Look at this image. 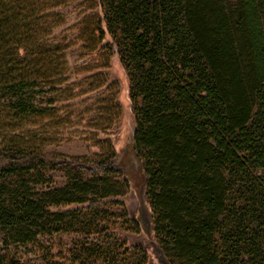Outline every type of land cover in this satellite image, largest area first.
Here are the masks:
<instances>
[{"label":"trees","instance_id":"obj_1","mask_svg":"<svg viewBox=\"0 0 264 264\" xmlns=\"http://www.w3.org/2000/svg\"><path fill=\"white\" fill-rule=\"evenodd\" d=\"M92 4V52L109 38L105 49L117 50L129 75L134 153L161 252L171 264H264V0ZM26 82L7 87L21 90ZM18 103L23 112L35 109ZM0 160H8L0 169L6 249L9 241L33 243L42 231L60 233L68 221L51 208L84 205L92 194L99 206L113 195L110 181L83 175L125 173L120 163L18 149L1 151ZM48 165L79 175L41 198L32 185ZM0 264L11 263L0 253Z\"/></svg>","mask_w":264,"mask_h":264},{"label":"rangeland","instance_id":"obj_2","mask_svg":"<svg viewBox=\"0 0 264 264\" xmlns=\"http://www.w3.org/2000/svg\"><path fill=\"white\" fill-rule=\"evenodd\" d=\"M92 12V0H0V152L18 149L90 165L120 163L125 169L108 177L83 175L110 181L113 195L99 206L92 194L84 205L51 208L68 221L60 233L42 231L28 245L9 241L8 249V236L0 233V253L11 264H163L157 251L171 264L153 232L147 178L134 153L129 75L117 50L105 49L109 38L92 52ZM25 80L21 90L7 87ZM21 99L35 109L23 112ZM7 164L0 160V169ZM39 168L42 177L32 188L41 198L79 175L71 168Z\"/></svg>","mask_w":264,"mask_h":264},{"label":"water","instance_id":"obj_3","mask_svg":"<svg viewBox=\"0 0 264 264\" xmlns=\"http://www.w3.org/2000/svg\"><path fill=\"white\" fill-rule=\"evenodd\" d=\"M143 194H144V190H141V191H140V196H139V197H140V200H141V202H142V206H141L142 208H141V209L144 210V211L146 212V210H145V208H144ZM142 210H141V211H142ZM157 254L159 255V259H160V261H161L163 264H166L165 261H164V259L160 256V253H159L158 251H157Z\"/></svg>","mask_w":264,"mask_h":264},{"label":"flooded vegetation","instance_id":"obj_4","mask_svg":"<svg viewBox=\"0 0 264 264\" xmlns=\"http://www.w3.org/2000/svg\"><path fill=\"white\" fill-rule=\"evenodd\" d=\"M141 214H142V218L145 221L147 219V213L144 210H142Z\"/></svg>","mask_w":264,"mask_h":264}]
</instances>
